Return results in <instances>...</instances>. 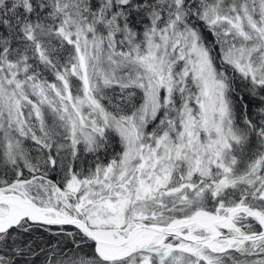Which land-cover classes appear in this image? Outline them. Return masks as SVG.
<instances>
[{"label":"snow or ice","instance_id":"obj_1","mask_svg":"<svg viewBox=\"0 0 264 264\" xmlns=\"http://www.w3.org/2000/svg\"><path fill=\"white\" fill-rule=\"evenodd\" d=\"M0 264H264V0H0Z\"/></svg>","mask_w":264,"mask_h":264}]
</instances>
